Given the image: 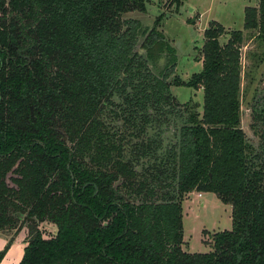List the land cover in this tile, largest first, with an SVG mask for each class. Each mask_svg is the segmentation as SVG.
I'll return each mask as SVG.
<instances>
[{"label":"trees","instance_id":"1","mask_svg":"<svg viewBox=\"0 0 264 264\" xmlns=\"http://www.w3.org/2000/svg\"><path fill=\"white\" fill-rule=\"evenodd\" d=\"M257 1L244 31L210 23L200 73L168 81L175 58L150 69L175 54L164 15L148 30L125 18L149 0H0V234L27 227L19 264H264V97L258 147L242 128V46L248 32L264 41ZM173 86L202 89L203 111ZM194 191L232 206L207 253L183 249Z\"/></svg>","mask_w":264,"mask_h":264},{"label":"rangeland","instance_id":"2","mask_svg":"<svg viewBox=\"0 0 264 264\" xmlns=\"http://www.w3.org/2000/svg\"><path fill=\"white\" fill-rule=\"evenodd\" d=\"M258 6L257 0H185L180 8L172 0H149L147 13L133 12L126 15V19H135L142 23L148 30L161 15H164L161 32L168 45L175 54L164 53L157 61L150 63V69L156 75L162 76L164 71L171 68L168 62L175 58L176 65L170 73L168 81L175 76L187 81L194 74L203 70L201 50L204 45L205 30L210 23L221 24L226 31H244L246 7ZM246 33L242 46V128L248 139L258 147L260 137L251 129L252 105L256 101L262 107L264 97V41L255 39ZM140 41H143L142 35ZM229 35L220 40L226 44ZM141 53L146 50L139 48ZM172 55V56H171ZM173 95L181 104L190 99L200 105L203 111V90H194L186 87H172ZM260 131L264 132L262 123H258ZM8 182L11 184L10 177ZM183 249L189 253H207L212 242L213 234L232 229V206L224 204L214 193H199L194 191L185 196L183 201ZM45 226L42 225L41 228ZM55 230V226L48 225ZM21 231L27 234L25 226ZM16 231H11L12 236ZM6 254L0 264L20 263L24 256L23 236L19 234L12 242L0 234V252Z\"/></svg>","mask_w":264,"mask_h":264},{"label":"crops","instance_id":"3","mask_svg":"<svg viewBox=\"0 0 264 264\" xmlns=\"http://www.w3.org/2000/svg\"><path fill=\"white\" fill-rule=\"evenodd\" d=\"M19 234H22V236H23V244H24V249H25V247H26V243H25V237H26V235H25V232L24 231H21L20 233H18V235ZM2 236H4V237H7L8 239H9V237L7 236V235H4V234H1ZM18 235H16V237L18 236ZM15 237V238H16ZM15 264H17V263H15ZM19 264V263H18Z\"/></svg>","mask_w":264,"mask_h":264},{"label":"water","instance_id":"4","mask_svg":"<svg viewBox=\"0 0 264 264\" xmlns=\"http://www.w3.org/2000/svg\"><path fill=\"white\" fill-rule=\"evenodd\" d=\"M51 226H53V225H51Z\"/></svg>","mask_w":264,"mask_h":264}]
</instances>
